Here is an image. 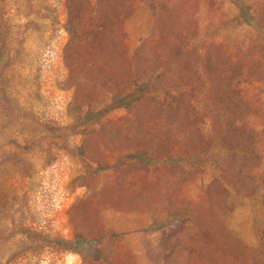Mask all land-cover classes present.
<instances>
[{
    "label": "rangeland",
    "instance_id": "1",
    "mask_svg": "<svg viewBox=\"0 0 264 264\" xmlns=\"http://www.w3.org/2000/svg\"><path fill=\"white\" fill-rule=\"evenodd\" d=\"M0 264H264V0H0Z\"/></svg>",
    "mask_w": 264,
    "mask_h": 264
}]
</instances>
